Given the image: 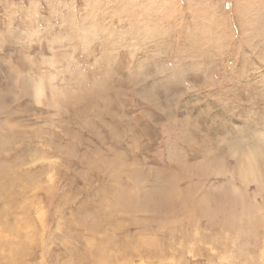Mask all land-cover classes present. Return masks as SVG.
<instances>
[{"label":"rangeland","instance_id":"rangeland-1","mask_svg":"<svg viewBox=\"0 0 264 264\" xmlns=\"http://www.w3.org/2000/svg\"><path fill=\"white\" fill-rule=\"evenodd\" d=\"M0 264H264V0H0Z\"/></svg>","mask_w":264,"mask_h":264},{"label":"bare ground","instance_id":"bare-ground-1","mask_svg":"<svg viewBox=\"0 0 264 264\" xmlns=\"http://www.w3.org/2000/svg\"><path fill=\"white\" fill-rule=\"evenodd\" d=\"M181 157V156H180ZM184 169V168H183Z\"/></svg>","mask_w":264,"mask_h":264}]
</instances>
